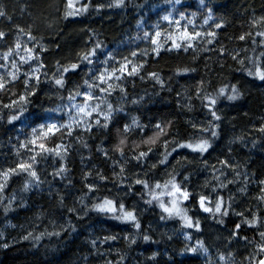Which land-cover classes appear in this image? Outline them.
<instances>
[{
    "label": "clouds",
    "instance_id": "obj_1",
    "mask_svg": "<svg viewBox=\"0 0 264 264\" xmlns=\"http://www.w3.org/2000/svg\"><path fill=\"white\" fill-rule=\"evenodd\" d=\"M0 264H264V0H0Z\"/></svg>",
    "mask_w": 264,
    "mask_h": 264
},
{
    "label": "trees",
    "instance_id": "obj_2",
    "mask_svg": "<svg viewBox=\"0 0 264 264\" xmlns=\"http://www.w3.org/2000/svg\"><path fill=\"white\" fill-rule=\"evenodd\" d=\"M17 259H19V257H17Z\"/></svg>",
    "mask_w": 264,
    "mask_h": 264
}]
</instances>
